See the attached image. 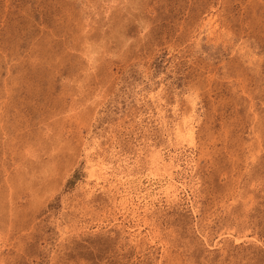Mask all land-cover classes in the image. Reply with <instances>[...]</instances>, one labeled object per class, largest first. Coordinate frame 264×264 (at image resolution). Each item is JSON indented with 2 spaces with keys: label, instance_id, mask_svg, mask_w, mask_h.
<instances>
[{
  "label": "rangeland",
  "instance_id": "rangeland-1",
  "mask_svg": "<svg viewBox=\"0 0 264 264\" xmlns=\"http://www.w3.org/2000/svg\"><path fill=\"white\" fill-rule=\"evenodd\" d=\"M0 264H264V0H0Z\"/></svg>",
  "mask_w": 264,
  "mask_h": 264
}]
</instances>
